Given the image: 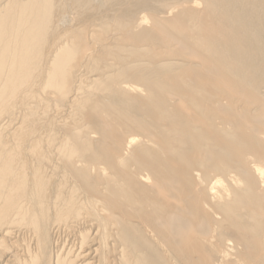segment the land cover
<instances>
[{
    "label": "bare ground",
    "instance_id": "obj_1",
    "mask_svg": "<svg viewBox=\"0 0 264 264\" xmlns=\"http://www.w3.org/2000/svg\"><path fill=\"white\" fill-rule=\"evenodd\" d=\"M0 264H264V0H0Z\"/></svg>",
    "mask_w": 264,
    "mask_h": 264
}]
</instances>
